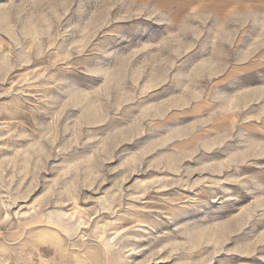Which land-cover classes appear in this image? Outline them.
<instances>
[{"label": "rangeland", "instance_id": "rangeland-1", "mask_svg": "<svg viewBox=\"0 0 264 264\" xmlns=\"http://www.w3.org/2000/svg\"><path fill=\"white\" fill-rule=\"evenodd\" d=\"M0 264H264V0H0Z\"/></svg>", "mask_w": 264, "mask_h": 264}]
</instances>
